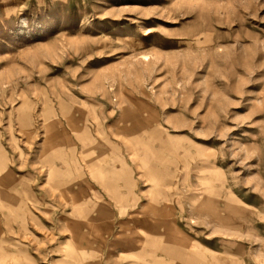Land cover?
<instances>
[{"label": "rangeland", "instance_id": "374dc122", "mask_svg": "<svg viewBox=\"0 0 264 264\" xmlns=\"http://www.w3.org/2000/svg\"><path fill=\"white\" fill-rule=\"evenodd\" d=\"M1 164L0 264H264V0H0Z\"/></svg>", "mask_w": 264, "mask_h": 264}, {"label": "crops", "instance_id": "0c3cea01", "mask_svg": "<svg viewBox=\"0 0 264 264\" xmlns=\"http://www.w3.org/2000/svg\"><path fill=\"white\" fill-rule=\"evenodd\" d=\"M1 168H2V169H1ZM3 170H4V168H3V164H1V165H0V173H1ZM8 175H10V173L5 169V179H4V182H5V183H8V182L10 181V178L8 177ZM3 196H4V195H3ZM4 198H6V195H5ZM6 199L8 200V203H9V204H13V202L16 201V200H13V199H12V195H8ZM15 204H23V203H22V202H15ZM23 205H24V204H23Z\"/></svg>", "mask_w": 264, "mask_h": 264}, {"label": "bare ground", "instance_id": "6f19581e", "mask_svg": "<svg viewBox=\"0 0 264 264\" xmlns=\"http://www.w3.org/2000/svg\"><path fill=\"white\" fill-rule=\"evenodd\" d=\"M155 134H156V132H155ZM2 169V168H1ZM34 224V223H33ZM38 226V225H37Z\"/></svg>", "mask_w": 264, "mask_h": 264}]
</instances>
